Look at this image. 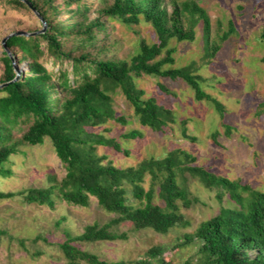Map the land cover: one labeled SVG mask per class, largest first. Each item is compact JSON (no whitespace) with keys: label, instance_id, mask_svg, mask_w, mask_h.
I'll return each mask as SVG.
<instances>
[{"label":"trees","instance_id":"obj_1","mask_svg":"<svg viewBox=\"0 0 264 264\" xmlns=\"http://www.w3.org/2000/svg\"><path fill=\"white\" fill-rule=\"evenodd\" d=\"M28 1L46 21L47 29L37 36L12 37L6 42L19 67L29 63V72H23L19 81L0 90V176L11 175L4 164L20 152L21 146H40L46 139L51 141L66 176L58 186L48 189L0 191V201L23 196L29 205L54 208L57 190L58 197L68 204L87 208L95 198L117 218L105 226H88L80 236L67 233L61 245L67 264H170L163 259L161 248L152 249L147 259L126 263L103 261L74 244L125 240L126 234L119 235L111 229L126 222L132 223L135 231L150 229L161 235L187 227L189 222L181 206L192 205L186 178L189 173L209 189L221 187L228 191L236 208H223L218 216L202 223L195 234L185 237L180 247L198 241L201 256L199 263L189 260L185 264H264V193L190 166L197 159L183 150L127 169L111 162L104 164L105 158L97 154L98 147H110L127 156L129 152L123 151L116 139L88 131L110 121L127 123L113 107V96L118 91L142 126L160 132L175 123L171 110L155 98L145 99V92L137 87L135 79L144 75L182 79L196 92L198 100L211 99L203 92L200 78L189 68H171L176 63L171 43L194 42L201 23L209 46L207 12L193 0L172 1L171 10L164 0H101L97 18L90 20L91 6L86 0ZM0 2L13 11H32L19 0ZM105 21L131 27L145 22L152 26L158 42L149 44L143 40L130 61L106 59L105 48L98 46L99 34L106 31ZM209 50L213 55L218 47L210 46ZM2 62L0 84L9 83L16 77L13 63L6 53ZM160 88L168 93L164 86ZM142 136L132 131L124 138L135 140ZM185 138L195 140L186 133ZM148 176L151 185L146 190ZM156 194L163 205L154 203Z\"/></svg>","mask_w":264,"mask_h":264},{"label":"rangeland","instance_id":"obj_2","mask_svg":"<svg viewBox=\"0 0 264 264\" xmlns=\"http://www.w3.org/2000/svg\"><path fill=\"white\" fill-rule=\"evenodd\" d=\"M164 1L171 10L172 1L188 0ZM193 1L210 18L209 46L201 23L196 28L194 42L171 43V48L176 50V63L171 68H189L200 78L203 92L211 99L198 100L196 92L182 79L144 75L135 79L137 87L145 92V99L155 98L171 110L175 123L160 132L142 126L132 106L118 91L113 96V107L117 116L125 118L127 123L110 121L88 131L116 139L122 150L129 152L127 156L110 147H98L97 154L105 158L104 164L111 162L127 169L144 160L164 159L173 151L183 150L197 159L190 166L264 193V0ZM86 3L91 6L90 20L96 19L101 0H86ZM105 22L106 31L99 34L98 46L105 48L106 59L130 61L143 40L149 44L158 42L152 26L145 22L132 27L119 21ZM42 29L41 21L32 11H13L0 2V79L4 72L3 39L14 32ZM215 45L218 51L209 55V47ZM21 67L25 73L29 72L28 62ZM161 85L168 93L161 90ZM132 131L143 136L125 139L124 135ZM185 133L195 140L185 138ZM19 151L4 164L11 175L0 176L1 192L48 189L58 186L65 178L66 170L49 139L40 146L23 145ZM186 178L192 205L181 206V213L189 222L187 227L161 235L150 229L135 231L133 224L126 222L111 229L116 234H126L125 240L74 245L107 262L144 260L152 249L161 248L167 263L185 264L189 260L199 263L198 241L180 247L185 237L195 234L202 223L218 216L223 208L233 209L236 205L223 188L209 189L200 178L189 173ZM150 185L148 176L145 189L149 190ZM157 194L154 203L163 205ZM53 199L54 208L29 205L23 196L0 201V233H3L0 264H67L61 249L67 233L80 236L88 226H105L117 218L95 198H91L87 208L68 204L58 197L57 190ZM131 202H134L132 197ZM134 204L139 206L138 202Z\"/></svg>","mask_w":264,"mask_h":264},{"label":"water","instance_id":"obj_3","mask_svg":"<svg viewBox=\"0 0 264 264\" xmlns=\"http://www.w3.org/2000/svg\"><path fill=\"white\" fill-rule=\"evenodd\" d=\"M23 3H25L31 10L32 12L38 17V19L41 21L42 25H43V29L38 31V32H24V31H18V32H14L12 34H9L8 36H6L3 41H2V46L3 49L5 51V53L7 54V56L12 60L13 66H14V70L16 73V77L13 81L9 82V83H4L0 85V90L3 89L4 87H7L8 85L15 83L17 81H19V79L21 78L22 73L24 72V70L22 69V67L17 65L16 59L13 57L11 51L8 49V47L6 46V42L12 38V37H18V36H23V37H33V36H37L39 34H43L46 32L47 29V23L46 21L41 17V15L32 8L31 3L28 0H19Z\"/></svg>","mask_w":264,"mask_h":264}]
</instances>
